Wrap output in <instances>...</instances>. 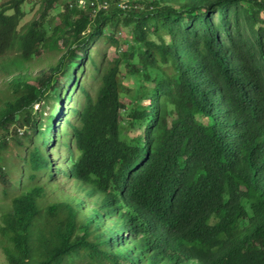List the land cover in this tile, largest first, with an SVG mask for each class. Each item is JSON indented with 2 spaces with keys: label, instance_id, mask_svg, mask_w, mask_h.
<instances>
[{
  "label": "trees",
  "instance_id": "1",
  "mask_svg": "<svg viewBox=\"0 0 264 264\" xmlns=\"http://www.w3.org/2000/svg\"><path fill=\"white\" fill-rule=\"evenodd\" d=\"M27 1L0 9V180L20 190L0 226L7 264H264V0H139L98 14L43 0L22 26ZM120 27L134 36L126 51ZM100 38L118 56L94 98L77 75ZM49 53L57 63L31 77ZM123 67L151 89L130 113V141ZM68 87L83 99L62 130ZM51 99V113L35 110ZM12 126L28 129L16 183L1 157ZM57 144L69 169L49 158ZM59 175L82 196L64 194Z\"/></svg>",
  "mask_w": 264,
  "mask_h": 264
},
{
  "label": "rangeland",
  "instance_id": "2",
  "mask_svg": "<svg viewBox=\"0 0 264 264\" xmlns=\"http://www.w3.org/2000/svg\"><path fill=\"white\" fill-rule=\"evenodd\" d=\"M6 0H0V9L1 5ZM61 4L65 5V0H61ZM61 5L57 4L55 6V11H59ZM43 0H28L24 5L25 18L22 21V26L27 24L30 21L36 20L40 17L43 10ZM58 21V20H57ZM111 30L106 32V35H109ZM117 40L120 43L122 51H126L131 45L133 40L132 32L128 29L125 30L123 27H120L118 32L115 34ZM90 54L93 57V60H89L83 64L84 73H78L77 77H80L81 86L85 87L87 91L90 93L92 97H96L97 93L102 85V76L104 70L109 65V63L117 58L118 50L115 45L110 43L108 39L100 38L98 39L93 46L91 47ZM60 58V53H49L45 54L42 57L41 62L36 63L31 69V77L39 76L43 71H49V65H55ZM138 65V59L134 63ZM99 68L100 72L97 70ZM169 72L171 69L169 67H165ZM139 76H132L129 74L128 69L123 67L121 70V78L123 82L122 88V102L127 106V111L122 112L121 114V134L123 139L126 141H130L133 139V133L131 132V124H130V113L134 110L137 105V100L142 97V95L150 94L151 89L146 88L143 85L142 78H138ZM32 81V80H31ZM142 82V83H141ZM0 87H2L0 85ZM143 90H138L139 88ZM68 91H70L71 99L66 100L63 95V103L61 104V108L63 110L62 115H65L61 120V123L58 124L59 128L62 130H68V121L76 122V117L72 114L70 109L76 108L79 103L82 102L83 93L81 89H71L68 87ZM140 93H139V92ZM53 105L59 106L56 104L53 99L47 101L45 104H41L35 107V110L39 109L40 111H44L46 114L52 112ZM142 107V106H140ZM16 130V133L14 132ZM28 129L26 127H18L12 126L10 129V134L7 137V147L2 151L1 157L4 159L2 164H4L7 172H9V176L13 182H17L20 179H23V171L22 168L24 166V158L26 156L25 147H22L20 144L24 141L25 135ZM58 141V140H57ZM57 147H50L46 151L48 152L50 160L54 163V165H59L62 168H67L71 166L72 161L67 155V149L64 145L57 144ZM29 146V144H28ZM27 146V147H28ZM68 157V158H67ZM76 157H72L75 160ZM57 183L60 186V189L64 194H70V196H82L76 190H74V183L70 178H66L64 175H59ZM55 194L61 192L59 190L54 191ZM20 194V190L17 185L13 184L7 193H5V187L0 180V226L3 225L2 215L4 213V209L9 207L12 204V200L15 196ZM52 200L51 196L49 201ZM48 200L47 202L50 203ZM53 202V200L51 201ZM45 214V210L43 211ZM87 262V261H86ZM0 264H7L6 258L3 254V250L0 249Z\"/></svg>",
  "mask_w": 264,
  "mask_h": 264
},
{
  "label": "built area",
  "instance_id": "3",
  "mask_svg": "<svg viewBox=\"0 0 264 264\" xmlns=\"http://www.w3.org/2000/svg\"><path fill=\"white\" fill-rule=\"evenodd\" d=\"M69 5H77L81 9L91 8L94 13L107 10L111 5H116L123 10H131L132 8L143 9L142 4H137L139 0H65Z\"/></svg>",
  "mask_w": 264,
  "mask_h": 264
}]
</instances>
